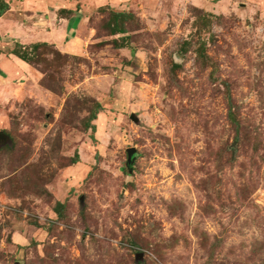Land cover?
I'll return each mask as SVG.
<instances>
[{
	"label": "rangeland",
	"instance_id": "1",
	"mask_svg": "<svg viewBox=\"0 0 264 264\" xmlns=\"http://www.w3.org/2000/svg\"><path fill=\"white\" fill-rule=\"evenodd\" d=\"M66 6L0 92V264H264V0Z\"/></svg>",
	"mask_w": 264,
	"mask_h": 264
},
{
	"label": "crops",
	"instance_id": "2",
	"mask_svg": "<svg viewBox=\"0 0 264 264\" xmlns=\"http://www.w3.org/2000/svg\"><path fill=\"white\" fill-rule=\"evenodd\" d=\"M7 1L10 9L0 17V92L8 94L20 91L24 83L22 81L27 82L34 75L30 64L11 54L14 43L30 45L47 42L70 51L76 48L73 43L77 36L76 31L82 23V16L79 14L80 10L67 8L68 0ZM16 9L30 12L35 21L29 22L20 18L19 13L15 12Z\"/></svg>",
	"mask_w": 264,
	"mask_h": 264
},
{
	"label": "trees",
	"instance_id": "3",
	"mask_svg": "<svg viewBox=\"0 0 264 264\" xmlns=\"http://www.w3.org/2000/svg\"><path fill=\"white\" fill-rule=\"evenodd\" d=\"M9 9H10L9 2L7 0H0V17L3 16ZM66 11H64V12H66ZM68 11L72 12L71 10H68ZM115 16H116V20H118V18L124 16V14L123 13H117V14H115ZM114 27H115V28H113L114 33H116L117 31H123V28L119 27L118 23H114ZM47 44H48L47 42H36V43H32V44L24 47L22 44L17 43L16 46L12 49L11 54L17 56L18 58H20L24 62L30 64V62H31L30 61V53L28 52V50L29 49L35 50V49H38L40 46L47 45ZM21 48H23L24 50L20 51ZM231 117H232V114H231ZM96 118H97L96 112H94L92 114V116L89 118V128L92 130L93 133L96 132V125L91 124V122L96 120ZM233 121L236 123V120H234V118H233ZM91 138L93 139V141H96L94 136H91ZM75 157L76 158H75L74 162H78V155H76ZM59 205H62V204L60 202H57V206H59Z\"/></svg>",
	"mask_w": 264,
	"mask_h": 264
},
{
	"label": "water",
	"instance_id": "4",
	"mask_svg": "<svg viewBox=\"0 0 264 264\" xmlns=\"http://www.w3.org/2000/svg\"><path fill=\"white\" fill-rule=\"evenodd\" d=\"M7 141V136L3 133L0 132V144H4ZM127 154H128V164L131 163L134 158H135V154H136V149L135 148H128L127 149ZM141 257L142 254H139Z\"/></svg>",
	"mask_w": 264,
	"mask_h": 264
}]
</instances>
